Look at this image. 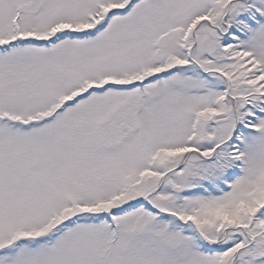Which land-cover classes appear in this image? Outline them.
<instances>
[{"label":"snow or ice","instance_id":"1","mask_svg":"<svg viewBox=\"0 0 264 264\" xmlns=\"http://www.w3.org/2000/svg\"><path fill=\"white\" fill-rule=\"evenodd\" d=\"M0 264H264V0H0Z\"/></svg>","mask_w":264,"mask_h":264}]
</instances>
